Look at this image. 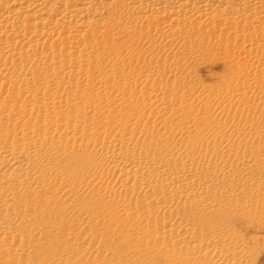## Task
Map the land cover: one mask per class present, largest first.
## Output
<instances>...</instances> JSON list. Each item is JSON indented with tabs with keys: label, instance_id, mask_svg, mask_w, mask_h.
Listing matches in <instances>:
<instances>
[{
	"label": "bare ground",
	"instance_id": "bare-ground-1",
	"mask_svg": "<svg viewBox=\"0 0 264 264\" xmlns=\"http://www.w3.org/2000/svg\"><path fill=\"white\" fill-rule=\"evenodd\" d=\"M215 60L227 70L218 91L194 79ZM254 197H264V0H0V240L17 264L20 229L56 264L109 261L74 233L73 199L150 219L143 241L150 233L194 262L242 264L221 253L233 239L222 221ZM57 237L82 246L47 243Z\"/></svg>",
	"mask_w": 264,
	"mask_h": 264
},
{
	"label": "rangeland",
	"instance_id": "rangeland-1",
	"mask_svg": "<svg viewBox=\"0 0 264 264\" xmlns=\"http://www.w3.org/2000/svg\"><path fill=\"white\" fill-rule=\"evenodd\" d=\"M194 79L201 86L215 87L216 90H221L217 85V78L224 76L226 69L223 68L221 61H210L203 65L195 67ZM63 169H67L63 165ZM68 172V171H67ZM67 179L61 182L62 190L71 194L72 185L70 180L72 177L66 174ZM78 199H73L69 204V210L72 217L79 220V224L75 226L74 233H79L82 236V241L88 242V245L95 246L98 244V251L100 254L106 253L110 257L106 264H112L114 261L120 263L121 261L130 262V264H210L209 259L194 262L189 259L188 252H178L173 248L172 250H163L158 242L148 240L151 236L150 233L146 234L145 241L139 236L138 227L144 226L146 221L149 223L148 218H130L125 211L117 210L115 207L108 208H83ZM244 206L243 211L238 215L227 216L222 222L227 224L229 229L233 231V239L231 242L222 241L221 253L227 257L235 258L239 256L243 259L242 264H264V197L258 198H244L242 201ZM198 230V234L203 243L209 242L207 233L201 228L192 226ZM48 227H39L38 232L41 236L46 233ZM71 232V231H69ZM23 230L18 231L19 240L25 241V246L21 250L20 255L27 257L26 262L23 264H56L55 256L52 253L40 252L32 245H26V242L32 239L30 232L27 231L24 235ZM67 238L61 237L53 238L47 243L56 246H68L72 249H78L82 246L81 242H66ZM148 240V241H147ZM195 245V244H193ZM39 257H34L32 251ZM2 241L0 240V264H4L3 260L14 258L17 264V257L5 252ZM32 253V255H31ZM112 260V261H111ZM84 262L82 256H74L67 258L66 263Z\"/></svg>",
	"mask_w": 264,
	"mask_h": 264
}]
</instances>
